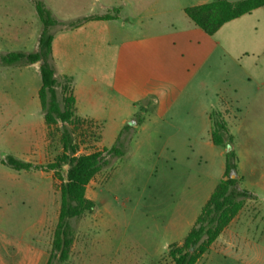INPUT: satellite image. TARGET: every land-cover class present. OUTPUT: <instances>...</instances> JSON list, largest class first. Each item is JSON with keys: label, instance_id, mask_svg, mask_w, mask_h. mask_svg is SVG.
I'll use <instances>...</instances> for the list:
<instances>
[{"label": "crops", "instance_id": "1", "mask_svg": "<svg viewBox=\"0 0 264 264\" xmlns=\"http://www.w3.org/2000/svg\"><path fill=\"white\" fill-rule=\"evenodd\" d=\"M164 1L167 13L174 15L170 21L135 18L141 0H89L84 16H102L119 8L118 17L56 29L51 44L56 76L72 79L75 115L97 128L99 149L113 145L130 124L135 151L159 143V160L164 163L186 170L200 167L208 180L201 208L224 172V150L211 141L209 115L218 110L233 137L240 186L260 201L264 59L248 58L264 57V6L209 35L184 9L217 0ZM37 46L38 41L34 52ZM136 116L142 119L139 124ZM58 214L59 208L57 220ZM21 227L14 233L0 227V264H47L56 227L47 210L42 208L34 222Z\"/></svg>", "mask_w": 264, "mask_h": 264}, {"label": "rangeland", "instance_id": "2", "mask_svg": "<svg viewBox=\"0 0 264 264\" xmlns=\"http://www.w3.org/2000/svg\"><path fill=\"white\" fill-rule=\"evenodd\" d=\"M40 1L57 20L71 21L89 12V0ZM165 6L164 0H141L133 15L170 21L174 15ZM39 31L41 25L30 0H0V57L34 52ZM39 66L40 62L0 64V227L13 233L24 223L34 222L42 208L56 225L60 187L67 171V166H61L56 178L53 172L14 171L2 164L5 157L13 156L33 165H47L61 154L63 125H45L40 109ZM79 119L75 125H67L78 154L99 150L97 128ZM133 133L124 157L113 159L88 183L85 197L94 207L70 222L68 258L59 262L56 257L53 264H172L168 248L182 244L200 212L208 180L200 167L186 170L159 160V143L135 151L130 145ZM263 206L264 199L245 201L236 219L196 264H264ZM47 229L46 225L44 239Z\"/></svg>", "mask_w": 264, "mask_h": 264}, {"label": "trees", "instance_id": "3", "mask_svg": "<svg viewBox=\"0 0 264 264\" xmlns=\"http://www.w3.org/2000/svg\"><path fill=\"white\" fill-rule=\"evenodd\" d=\"M41 31L36 52H10L0 57L3 66L33 65L40 62L38 68L41 86L38 90L40 109L45 125L61 123V154L47 165H33L7 156L2 164L14 171L53 172L59 178L58 169L67 166L65 181L60 187V207L56 227L53 232L51 251L47 264H53L57 257L59 262L68 258L72 243L71 221L85 211H91L93 203L86 199L88 183L96 174L108 167L113 159L125 155L129 134L133 125H125L115 143L109 148H101L89 154H78L72 133L67 125H75L80 119L75 115V99L72 91V79L57 77L51 63V44L56 29H72L92 20L117 19L119 8L102 16H84L71 21H60L40 0H30ZM264 6V0H217L195 7H186L185 15L199 28L213 35L221 26L232 20ZM58 88H61L60 95ZM211 122V141L213 145L224 150V172L221 180L212 191L209 199L201 208L193 226L183 239L181 245H172L167 255L172 264H196L220 234L230 225L241 211L245 201H255L257 196L240 186L237 167L238 159L234 151L233 137L227 125L216 109L209 115ZM136 117L137 124L141 122ZM234 178H231V176Z\"/></svg>", "mask_w": 264, "mask_h": 264}, {"label": "water", "instance_id": "4", "mask_svg": "<svg viewBox=\"0 0 264 264\" xmlns=\"http://www.w3.org/2000/svg\"><path fill=\"white\" fill-rule=\"evenodd\" d=\"M231 178H234V176L232 175Z\"/></svg>", "mask_w": 264, "mask_h": 264}]
</instances>
